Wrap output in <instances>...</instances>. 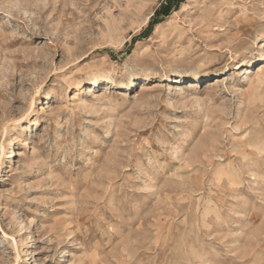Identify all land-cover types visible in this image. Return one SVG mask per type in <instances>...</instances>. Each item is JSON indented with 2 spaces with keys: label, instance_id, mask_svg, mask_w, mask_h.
Masks as SVG:
<instances>
[{
  "label": "rangeland",
  "instance_id": "1",
  "mask_svg": "<svg viewBox=\"0 0 264 264\" xmlns=\"http://www.w3.org/2000/svg\"><path fill=\"white\" fill-rule=\"evenodd\" d=\"M260 64L264 0H0V264H264Z\"/></svg>",
  "mask_w": 264,
  "mask_h": 264
},
{
  "label": "bare ground",
  "instance_id": "2",
  "mask_svg": "<svg viewBox=\"0 0 264 264\" xmlns=\"http://www.w3.org/2000/svg\"><path fill=\"white\" fill-rule=\"evenodd\" d=\"M257 67H259V68L257 69V72L255 74V77H256L255 84H256V86L261 87V86H264V71L262 70V69H264V64H260V66H257ZM216 81H217V79H216ZM253 88H254V86H253Z\"/></svg>",
  "mask_w": 264,
  "mask_h": 264
},
{
  "label": "trees",
  "instance_id": "3",
  "mask_svg": "<svg viewBox=\"0 0 264 264\" xmlns=\"http://www.w3.org/2000/svg\"><path fill=\"white\" fill-rule=\"evenodd\" d=\"M164 8V7H163ZM164 9H166V8H164Z\"/></svg>",
  "mask_w": 264,
  "mask_h": 264
}]
</instances>
